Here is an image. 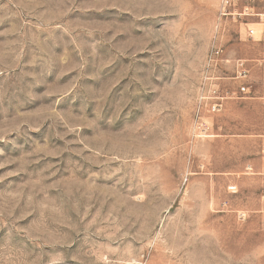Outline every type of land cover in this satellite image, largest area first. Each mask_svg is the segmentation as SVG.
<instances>
[{"label":"rangeland","instance_id":"374dc122","mask_svg":"<svg viewBox=\"0 0 264 264\" xmlns=\"http://www.w3.org/2000/svg\"><path fill=\"white\" fill-rule=\"evenodd\" d=\"M220 1L0 0V264H264V0Z\"/></svg>","mask_w":264,"mask_h":264},{"label":"built area","instance_id":"2783aa9c","mask_svg":"<svg viewBox=\"0 0 264 264\" xmlns=\"http://www.w3.org/2000/svg\"><path fill=\"white\" fill-rule=\"evenodd\" d=\"M241 0H221L220 1V7H221V15L227 16L228 14L234 15L232 13H234L235 11V5ZM254 1V0H252ZM256 33V29L255 28H250L248 30V35L250 36H254ZM221 53V49H216L213 50L211 53V60L217 59L219 58ZM242 74V72H240ZM240 92L241 93H248L249 92V87L247 85H242L240 88ZM213 96L214 98L217 100L215 103L212 104V111H217L222 103L223 100L227 97L226 94H222L220 92L219 89H214L213 90ZM132 264H138V263H132Z\"/></svg>","mask_w":264,"mask_h":264},{"label":"bare ground","instance_id":"6f19581e","mask_svg":"<svg viewBox=\"0 0 264 264\" xmlns=\"http://www.w3.org/2000/svg\"><path fill=\"white\" fill-rule=\"evenodd\" d=\"M233 14V13H232Z\"/></svg>","mask_w":264,"mask_h":264}]
</instances>
